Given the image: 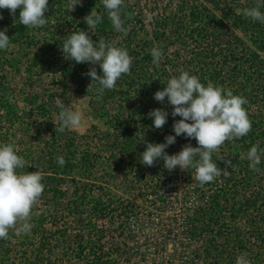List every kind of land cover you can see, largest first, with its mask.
<instances>
[{
  "label": "rangeland",
  "instance_id": "obj_1",
  "mask_svg": "<svg viewBox=\"0 0 264 264\" xmlns=\"http://www.w3.org/2000/svg\"><path fill=\"white\" fill-rule=\"evenodd\" d=\"M125 1L129 3L123 20L126 34L117 31L110 19L98 11L103 16V23L98 24L94 32L105 28L108 42L118 45L131 35L133 41L144 43L153 37L152 32L158 30L161 40L170 48L169 53L175 54L177 47L186 48L182 56L186 59L189 54L186 50L193 48L194 43L188 41L185 47V43L179 40L182 38L180 31L185 34L184 31L191 26L190 10L202 8L223 18L244 46L257 52L264 62V24L259 30L262 35L258 37V43H254L250 38L251 31L259 22L244 15L245 9L253 7L257 0ZM30 54L12 41L7 50H0V144L15 143L18 155L25 159L22 172L29 169L44 173L42 183L45 190L32 209V226L40 223L46 233L56 231L57 235L66 229V247L73 250L78 246V234L83 238L90 236L88 230L93 229V225L89 223H95L97 227L92 235L105 251L114 248L124 238L128 239L132 264H214L219 257L217 252L220 256L225 254L221 252L222 247L232 248L227 236L233 234L241 240L247 238L250 231L239 219L223 222L226 225L219 227L222 230L218 238H213L212 228H209V201L215 193L222 194L226 177L220 179L222 183L212 185L210 182L201 186L194 181L193 168L183 170L177 167L170 172L163 165L157 170L141 163L140 154L143 152L139 158L138 155L134 157L139 160L134 170L124 167L131 158L123 153V140L116 138L113 125L102 115L104 110L96 111L91 98L69 81L55 86L46 75L30 79L25 67ZM182 71L183 65H178L162 74L160 79L169 80ZM57 99L65 107L83 113L80 128L56 134L50 131L51 124L58 128L61 123ZM43 104L46 108H39ZM129 104H122L121 114H127ZM119 105L121 103L115 101L114 108L119 109ZM116 109H110V112L113 114ZM8 110L18 116L13 125L5 121ZM179 140L170 155L182 150L184 144ZM61 156L66 161L63 166L57 162ZM227 171L229 175L235 174L230 168ZM260 186L264 188L263 173L251 187L245 189L239 185V189L242 194L252 195ZM84 192L103 198L106 210L94 215L84 207L79 216L73 217L68 205ZM32 235L31 231L16 235L14 229L10 230L8 238L0 240V264H21L25 258H33L32 246L37 245L38 239ZM230 252L238 256L246 254L249 259L261 256L260 264H264V246L257 238L250 241L243 253ZM55 254L53 256L57 259L53 263L50 261L52 264H78L76 259L67 260L66 255L65 261L60 259L63 253L59 257Z\"/></svg>",
  "mask_w": 264,
  "mask_h": 264
},
{
  "label": "trees",
  "instance_id": "obj_2",
  "mask_svg": "<svg viewBox=\"0 0 264 264\" xmlns=\"http://www.w3.org/2000/svg\"><path fill=\"white\" fill-rule=\"evenodd\" d=\"M128 4V1H125L121 8L122 20L127 14L125 8ZM68 5L69 0H49V11L46 13L48 23L39 28H30L21 24L18 20L20 9H17L15 19L10 14V10L0 9V14L3 16V19H0V31L7 28L6 34L10 41L15 45L24 47L28 53L31 52L25 66L30 79L34 76L40 78L46 75L52 79L55 86L59 85L60 82L69 81L76 85L81 93L91 98L96 111L104 110L102 115L107 117L109 123L113 125L116 138L120 141L123 140L121 142L123 153L131 158V161L126 163L124 167H130L134 170L135 165L139 163V160H135L134 157L138 155L139 158V154L146 150L147 143H164L166 136L175 135L173 125L181 117L171 115L173 107L167 102V98H165L164 103L154 99V94L166 87L168 80H162L160 77L167 73L170 68L183 65V71L198 76L205 86L209 81H212L216 85L231 89L234 95H242L246 99L249 97L248 103L244 107L252 121L251 131L241 138L226 141L213 153L212 159L218 167L221 169L230 168L235 174L224 178L222 194L219 192L220 194L215 193L213 195L209 201V214L207 215L213 238L219 237L218 235L222 230L219 227L226 225L223 222L230 220L239 219L250 231L244 240L238 236H233V234L227 236L230 237L228 238V245L232 244V248L228 250L226 247H222L221 252H225V254L220 256V252H217L219 257L214 261V264H222L226 261L230 264H236L238 255H233L230 251L243 253L252 239L257 238L264 246V188L262 186L255 188L257 192L252 195H248L247 192L242 194L240 191L242 189H239V185L245 189L251 187L253 181L261 173L264 174V155L261 157V163L257 166L259 171H253L249 167V161L241 159V156H246L253 146L258 145L259 149H264V62L260 60L257 52L244 46L240 37L231 31L222 20L223 18L218 17L216 13L207 12L202 8L192 9L189 12L191 26L184 31L185 34H182V30L180 31L182 38L179 39L185 43V47L188 41L194 43L193 48H187L186 51L189 54L186 59L182 58L186 48L177 47L175 54L169 53L170 48L165 41L161 40L158 30L152 32L151 36L153 37L144 43L140 42L141 40L133 41L129 35L117 46L126 48L134 58L131 74L123 75L118 80L115 89L105 90L103 96L98 98L95 90L99 85L93 84L92 90L88 92L87 89L92 80L85 73L90 68L96 67L98 74L102 75L99 65H92L87 62L76 63L67 59L61 47L72 32H78L80 29L88 31L86 29L88 25L83 24L85 22L83 18L91 12L87 8H97V11L106 17H108V12L102 0H82V6L78 4L76 9L71 11ZM88 5L90 6L88 7ZM254 27L250 38L254 43H258V37L262 35V31L259 32V30L263 26L259 22L254 24ZM98 29V32L90 33L93 40L98 41L100 38H104L108 41L107 30L103 27ZM243 30L247 32V29L244 28ZM253 33L256 35L253 36ZM135 37L134 39H136ZM154 46H160L163 51L159 66L153 63L151 49ZM17 61L20 63L19 60ZM115 101L121 103L118 106L119 109L114 108ZM124 102L130 103L129 107L126 108L128 110L126 115L121 114ZM97 105L101 106L97 108ZM39 108L45 109L46 107L43 104ZM156 108L165 109L169 113L167 123L161 129H156L153 118L148 116V113ZM110 109H116L115 113L112 114ZM17 117V114L8 110L5 121L13 125L16 123ZM55 127L57 125L51 124L49 128L53 134H56ZM124 137L125 139H123ZM179 137L184 145L191 143L194 147L198 146L195 139L186 138L184 135ZM179 139L176 137V142L166 148L165 151L169 155L175 150V145H178ZM221 157L223 159H220ZM228 160H231L232 167L226 164ZM163 165V159H159L151 167L157 169L163 168ZM20 171L22 170L20 169ZM31 171L28 169L25 173ZM142 172L145 173V171ZM222 178L223 176L217 177L210 184H217L219 181L222 183L223 180H220ZM84 207H87L94 215L106 210L103 198L94 195V193L89 195V193L84 192L68 205L69 212L73 217L79 216L80 210ZM228 210L230 211L229 214L226 213ZM89 225H93V229L88 230L91 235L83 238L82 234H78V246L71 250V247L70 249L66 247L68 245L66 229L61 235H57L56 231L48 234L41 224L37 223L31 228L32 236L38 239L37 245L32 244L31 251L34 256L33 258H25L21 264H48L57 259L53 256L56 251H58L55 254L57 257L63 253L60 259L65 261L64 256L66 255L67 260L76 259L75 262L78 264H132L127 238L117 242L111 250L105 251L104 248L98 246L92 235L97 225L91 222ZM249 236L253 237L249 238ZM228 248L230 249V246ZM260 258L261 256L248 259L251 264H260Z\"/></svg>",
  "mask_w": 264,
  "mask_h": 264
},
{
  "label": "clouds",
  "instance_id": "obj_3",
  "mask_svg": "<svg viewBox=\"0 0 264 264\" xmlns=\"http://www.w3.org/2000/svg\"><path fill=\"white\" fill-rule=\"evenodd\" d=\"M102 2L114 28L126 34L127 29L121 17L124 0ZM78 4L82 6V0H69L70 11L75 10ZM262 8L264 0H257L253 7L245 9L244 15L264 24ZM0 9L10 10L14 19L17 9H20L19 22L30 28L43 27L48 23L46 13L49 11V0H0ZM0 19H3L2 14ZM83 19L88 25V31L80 29L72 32L61 50L65 58L76 63L99 65L102 75L98 74L96 67L90 68L85 75L92 80L87 91L92 90L93 84H98L95 91L100 98L105 90L115 89L123 75L131 74L134 58L126 48L117 46L115 42H108L104 38L93 40L90 33L94 34L97 25L103 23V16L95 8ZM6 33L7 28L0 31V50H7L10 46V38ZM151 55L153 63L159 66L163 56L162 48L154 46ZM165 98L173 107L171 115L181 119L176 120L173 125L175 135L166 136L164 143H147L146 150L141 154V163L151 167L159 159H163L164 167L170 172L177 167L183 170L193 168L194 181L201 186L213 182L217 177H227L230 172L217 166L212 159L213 153L226 141L241 138L251 131L252 121L244 107L248 103L247 99L242 95H234L231 89L212 81L205 86L198 76L188 71L172 76L166 87L154 94V99L158 102L164 103ZM56 106L60 109L58 118L61 122L58 128L55 127L56 133L82 126L81 111L65 107L60 99H57ZM148 116L153 118L154 127L161 129L167 123L169 113L165 109L156 108ZM181 135L195 139L198 146L188 143L178 153L169 155L166 148L174 144L176 137ZM262 155L264 149H259L256 145L251 147L246 156H241V159H247L249 167L253 171H259L257 166L261 163ZM57 162L61 166L66 163L62 156ZM226 164L232 167L231 160L226 161ZM24 166L25 159L18 155L14 142L0 144V240H6L12 229L16 235L31 231L32 209L45 190L42 183L44 173L40 170L26 173L20 171ZM236 264H251V261L246 254H241L236 258Z\"/></svg>",
  "mask_w": 264,
  "mask_h": 264
}]
</instances>
